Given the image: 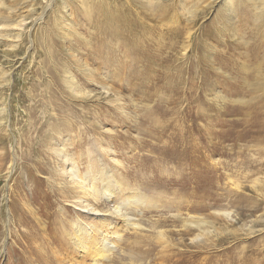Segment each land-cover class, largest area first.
<instances>
[{
	"label": "rangeland",
	"instance_id": "obj_1",
	"mask_svg": "<svg viewBox=\"0 0 264 264\" xmlns=\"http://www.w3.org/2000/svg\"><path fill=\"white\" fill-rule=\"evenodd\" d=\"M126 8L154 27L125 41ZM173 41L178 57H194L200 41L212 63L203 92L212 110L201 117L215 123L205 166L217 168L200 178L162 157V122H180L191 101L167 86L172 71L124 46L157 57ZM263 77L264 0H0V264H58L45 246L42 257L29 252V234L40 203L56 218L76 216L51 196L60 187L51 148L68 137L76 160L109 147L98 153L155 202L139 213V231L124 233L123 259L106 264H264ZM61 121L78 129L57 136Z\"/></svg>",
	"mask_w": 264,
	"mask_h": 264
},
{
	"label": "bare ground",
	"instance_id": "obj_2",
	"mask_svg": "<svg viewBox=\"0 0 264 264\" xmlns=\"http://www.w3.org/2000/svg\"><path fill=\"white\" fill-rule=\"evenodd\" d=\"M118 20L121 25V31L119 32L125 38V41H127V38L136 39L146 29L154 27L146 23L144 19L141 21V15L133 13L128 8L119 13ZM141 24L144 28L139 29L138 26ZM202 39L204 38L202 37ZM176 43L177 41L163 43L162 47H159L161 49L158 50L159 55L157 57L151 54L152 51L150 50L152 48L149 50L148 46L138 47L139 49L127 44L124 46L133 50L132 53H130L131 51L129 53L133 54V57L138 61L147 62L155 67L158 72L162 69L172 71L173 74L171 73L167 86L173 89L178 85L179 88L172 93L191 101V103L187 102L186 113L181 116V121L178 123H173L168 119L165 120L166 116L163 114L165 111L160 112L161 117L165 120L162 122V126L170 133L167 134L165 141L167 148L164 149L162 157L165 158L166 155H169L170 159L184 162L182 165L184 168L182 169L193 171L200 178L202 172L217 168L214 164H210L212 167L205 166L206 145L210 139L206 140L205 135L207 133L208 135L213 134L212 126L215 123L204 124L201 117L205 110H212V105L208 104L203 96V92L206 90L205 87L211 82L205 75L208 74L206 70L210 72L212 63L204 57L206 48L201 49L200 47L199 49L200 41L194 57H187V55L178 57L177 54L180 49L176 46ZM149 65H145V69L148 70ZM163 76V73H160L155 78L159 81L162 80ZM68 81L76 85L71 76H69ZM180 86L183 87L182 90L185 87L189 88L182 91ZM179 96H176V99H179ZM166 102L168 101L166 100ZM60 123L61 126L63 124L68 125V128L60 129L61 127H59L57 136L62 135L61 131L63 135L65 132L70 135V131L78 129L76 125L68 121H61ZM215 134L220 135L219 132H215ZM61 141V144L51 148V155L56 158L57 162L59 159L58 164H60L59 169L57 164V170H55V176H53L60 187L53 191L51 196L55 198L62 195L65 199H68L67 202L75 210L76 216L73 219H60L58 217L57 219L54 212L49 211L50 207L45 202L40 203L37 211L41 215L35 217L36 214L34 213L33 216L36 224L35 228L38 232L29 234V236H33L29 244V252L33 254L36 251L39 257H42L46 254L42 251L45 246L50 250L52 257L55 258L58 264H79V258H82V264L87 263V261H89V264H106L112 261L119 263V259H123L125 256L122 243L124 233H137L139 231L141 211L155 205L153 197L142 193L137 186L130 183L129 178L133 176L129 174V170L121 162L113 159L110 164L106 162L100 153L104 152L105 149L108 150L109 147L95 151L94 157L90 158L85 155L82 158V155H79L78 160H76L75 157L66 155V147L70 137ZM98 147H101V145H98ZM44 170L46 171V169ZM224 215L227 218L230 216L229 213H224ZM197 226L200 227L198 224ZM42 242H45V244ZM130 256V259L137 257L136 255Z\"/></svg>",
	"mask_w": 264,
	"mask_h": 264
}]
</instances>
